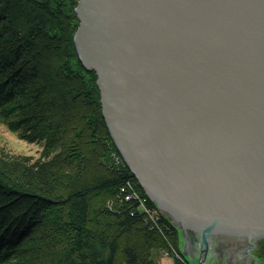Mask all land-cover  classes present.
I'll list each match as a JSON object with an SVG mask.
<instances>
[{
	"label": "water",
	"instance_id": "1",
	"mask_svg": "<svg viewBox=\"0 0 264 264\" xmlns=\"http://www.w3.org/2000/svg\"><path fill=\"white\" fill-rule=\"evenodd\" d=\"M76 11L112 137L186 258L262 260L264 0H78Z\"/></svg>",
	"mask_w": 264,
	"mask_h": 264
},
{
	"label": "trees",
	"instance_id": "2",
	"mask_svg": "<svg viewBox=\"0 0 264 264\" xmlns=\"http://www.w3.org/2000/svg\"><path fill=\"white\" fill-rule=\"evenodd\" d=\"M77 3L0 0V125L44 144L37 159L0 149V264H160L158 249L181 264L179 230L160 210L148 219L157 204L79 58Z\"/></svg>",
	"mask_w": 264,
	"mask_h": 264
},
{
	"label": "rangeland",
	"instance_id": "3",
	"mask_svg": "<svg viewBox=\"0 0 264 264\" xmlns=\"http://www.w3.org/2000/svg\"><path fill=\"white\" fill-rule=\"evenodd\" d=\"M77 7H78V3L76 5V7H75V11H76ZM76 13H77V11H76ZM77 15H78V13H77ZM74 37H75V34H74ZM74 41H75V38H74ZM79 58H80V56H79ZM0 149L5 151V152H7V153H9V154H11V155H13V156L26 155V156H33L34 158L37 159L41 155V153L43 152L44 144L43 143H37V142H29V141H27L25 139H22V138H20L18 136L17 133L11 131L7 126L1 124L0 125ZM112 158L114 159L116 164L120 165L122 163L121 156L118 155L117 153L113 152L112 153ZM130 170H131V168H130ZM152 200L154 201L153 198H152ZM157 207L159 209L158 208H150V207H148V209H149L148 214H151V215L148 216L149 217L148 219H150V218L151 219H157L158 216H159L158 214H160L159 210L161 212H163L162 209L158 206V204H157ZM152 215H155L156 218H153ZM155 252H156V259L159 261L160 264H178L177 261H176L175 256L172 255L171 252H169L167 250H164V249H158ZM181 261H182L181 264H192L186 258L185 255H184V259H182ZM212 264H226V263L217 262V263H212ZM250 264H264V258L262 260H260V261H257V262H254V263H250Z\"/></svg>",
	"mask_w": 264,
	"mask_h": 264
},
{
	"label": "flooded vegetation",
	"instance_id": "4",
	"mask_svg": "<svg viewBox=\"0 0 264 264\" xmlns=\"http://www.w3.org/2000/svg\"><path fill=\"white\" fill-rule=\"evenodd\" d=\"M189 238H191V237H189ZM224 238V237H223ZM218 240H222V236H219L218 234H217V236H215L214 238H213V243L214 244H216V247L217 246H220V243H219V241ZM190 241H191V239H190ZM223 246H224V244H227L226 243V241H225V239H223ZM216 242V243H215ZM259 246H258V250H261V252H264V242H262V243H260V244H258ZM256 247V246H255ZM190 248H191V250H193V249H195V246H194V242L193 243H191L190 244ZM218 251H221V249H217Z\"/></svg>",
	"mask_w": 264,
	"mask_h": 264
},
{
	"label": "built area",
	"instance_id": "5",
	"mask_svg": "<svg viewBox=\"0 0 264 264\" xmlns=\"http://www.w3.org/2000/svg\"><path fill=\"white\" fill-rule=\"evenodd\" d=\"M126 198H129V196H127ZM145 210H146L147 213H148L149 209H148L147 207H145ZM149 215H151V214H149ZM152 217H153V218H156L155 215H152Z\"/></svg>",
	"mask_w": 264,
	"mask_h": 264
}]
</instances>
